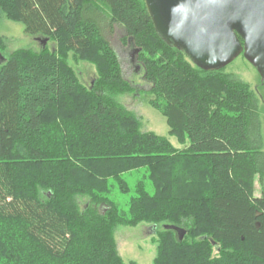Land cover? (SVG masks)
Returning a JSON list of instances; mask_svg holds the SVG:
<instances>
[{"label":"trees","instance_id":"trees-1","mask_svg":"<svg viewBox=\"0 0 264 264\" xmlns=\"http://www.w3.org/2000/svg\"><path fill=\"white\" fill-rule=\"evenodd\" d=\"M0 15L55 43L0 54V264H125L116 228L141 223L163 227L154 264H264V141L247 82L167 44L144 0H0ZM116 24L183 147L119 101L134 89L106 37ZM70 54L95 66L93 85ZM141 168L152 189L137 181L125 209L113 196Z\"/></svg>","mask_w":264,"mask_h":264},{"label":"rangeland","instance_id":"rangeland-1","mask_svg":"<svg viewBox=\"0 0 264 264\" xmlns=\"http://www.w3.org/2000/svg\"><path fill=\"white\" fill-rule=\"evenodd\" d=\"M0 33L6 39V48L0 52V54L2 53L5 56L20 48L39 51L43 46L42 42L37 40V37L25 33L22 23L10 21L1 15ZM126 35L125 29L118 24H116L113 30H109L108 28L106 31V37L118 55L123 76L131 83L134 89L133 93H127L118 97L119 101L141 118L144 130L166 136L175 147L181 148L183 146L179 143L176 136L169 134V126L165 117L149 104L151 97L148 91L150 87L144 79L143 68L136 58L134 46L130 39L126 38ZM48 47L54 49L55 43L49 42ZM0 62H2L1 55ZM69 63L83 83L88 86L94 84L97 74L93 64L86 61H75L72 54L69 56ZM224 71L247 82L254 91L258 99V113L264 141V81L261 74L243 54L224 67ZM125 176L131 187L130 192L128 194L115 193L113 197L121 204V207L126 209L128 199L134 193L136 182L146 180V169L141 168ZM147 184L148 188L152 189L148 181ZM255 193L257 196L261 194V184L258 180L256 182ZM84 203L85 201L83 200L82 204ZM162 228V225L156 227L154 224L149 223H141L137 226L119 225L115 231V238L119 253L125 264H131L132 262L136 264H154L153 261L156 257L159 243L158 232Z\"/></svg>","mask_w":264,"mask_h":264},{"label":"water","instance_id":"water-1","mask_svg":"<svg viewBox=\"0 0 264 264\" xmlns=\"http://www.w3.org/2000/svg\"><path fill=\"white\" fill-rule=\"evenodd\" d=\"M144 2L158 34L200 68L222 69L243 54L264 81V0ZM37 40L43 46L48 41ZM166 227L176 230L180 239L186 233L175 225Z\"/></svg>","mask_w":264,"mask_h":264},{"label":"bare ground","instance_id":"bare-ground-1","mask_svg":"<svg viewBox=\"0 0 264 264\" xmlns=\"http://www.w3.org/2000/svg\"><path fill=\"white\" fill-rule=\"evenodd\" d=\"M156 227H157V225H156Z\"/></svg>","mask_w":264,"mask_h":264}]
</instances>
